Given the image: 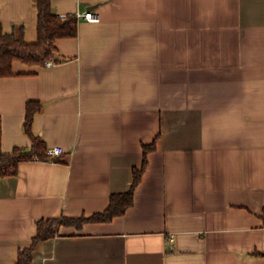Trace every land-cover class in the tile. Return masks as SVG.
<instances>
[{
	"label": "crops",
	"instance_id": "obj_1",
	"mask_svg": "<svg viewBox=\"0 0 264 264\" xmlns=\"http://www.w3.org/2000/svg\"><path fill=\"white\" fill-rule=\"evenodd\" d=\"M64 18L89 11L59 62L13 64L0 78L1 147H30L28 101L47 149L0 179V264H17L36 222L104 211L129 188L125 215L61 227L30 264H264V0H51ZM5 33L37 38L34 0H0Z\"/></svg>",
	"mask_w": 264,
	"mask_h": 264
},
{
	"label": "trees",
	"instance_id": "obj_2",
	"mask_svg": "<svg viewBox=\"0 0 264 264\" xmlns=\"http://www.w3.org/2000/svg\"><path fill=\"white\" fill-rule=\"evenodd\" d=\"M37 13V38L33 43H27L23 36V27H13L5 33L0 25V78L14 76L13 64L21 63L30 67H42L48 61H54L57 55L55 43L60 39H73L77 36V22L75 15L59 17L51 0H34ZM59 62V61H54ZM42 105L38 101H28L25 106L23 130L30 140V147L14 148L10 153H4L1 147L2 127L0 117V179L15 176L19 164L27 161H49L66 163L61 156L47 155V146L40 135L33 133V121L41 112ZM156 139L150 144L142 145V163L139 168L134 167L131 174L129 188L121 193L109 196L106 209L86 217L76 218L60 216L58 218L42 219L36 222V234L28 249L19 252L17 264H30L33 250L46 240L59 235L61 227L81 228L85 223H107L117 217L125 215L134 205L135 191L147 166V155L155 150ZM264 220V209L262 210ZM264 255V253H254Z\"/></svg>",
	"mask_w": 264,
	"mask_h": 264
},
{
	"label": "built area",
	"instance_id": "obj_3",
	"mask_svg": "<svg viewBox=\"0 0 264 264\" xmlns=\"http://www.w3.org/2000/svg\"><path fill=\"white\" fill-rule=\"evenodd\" d=\"M75 17L78 21L83 20V21H87L90 23H97L100 20L99 15L92 12V11L76 13ZM54 63H55L54 61H48L45 63V65L47 67H51L54 65ZM46 153H47V155H49L51 157H56V156H61L64 153V151L60 147H54V148L47 149Z\"/></svg>",
	"mask_w": 264,
	"mask_h": 264
},
{
	"label": "water",
	"instance_id": "obj_4",
	"mask_svg": "<svg viewBox=\"0 0 264 264\" xmlns=\"http://www.w3.org/2000/svg\"><path fill=\"white\" fill-rule=\"evenodd\" d=\"M93 9H94V7H90L88 10L91 11ZM59 60H60V58L57 55H55L54 56V61H59Z\"/></svg>",
	"mask_w": 264,
	"mask_h": 264
}]
</instances>
